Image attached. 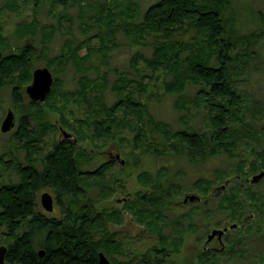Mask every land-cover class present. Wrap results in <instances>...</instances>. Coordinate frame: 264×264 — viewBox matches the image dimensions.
Instances as JSON below:
<instances>
[{
    "label": "trees",
    "instance_id": "obj_1",
    "mask_svg": "<svg viewBox=\"0 0 264 264\" xmlns=\"http://www.w3.org/2000/svg\"><path fill=\"white\" fill-rule=\"evenodd\" d=\"M70 1L77 8V35L70 32V20L65 13L67 0H4L0 5V15L5 12L15 15L26 2L31 4L30 16L14 22L9 32L16 41L27 40L26 43H9L0 21V89L9 88L14 112L10 138L26 159L21 165L0 157V162L16 175L10 182L0 177L3 262L96 264L97 253L101 252L110 264H177L171 259L173 251L164 247L166 242L161 233L165 208L159 202H170L167 190L147 173L137 176L148 191L138 194L136 205L125 208L136 222L145 226V231L155 236L157 243L140 255L128 256L126 251L117 250L118 241L105 228L109 214L96 210L93 198L88 196L92 188L96 189L97 199L110 194L109 186L114 179L107 180L105 173L114 165L113 159L102 161L90 170L84 169L95 155L91 157L78 143L85 138L104 141L112 133L120 134L123 141L129 132L132 144L144 145L142 150L159 154L157 145L161 144L176 154L183 153L191 164H203L209 156L219 153L231 159L238 152L243 157H238L227 173L234 171L250 183L252 175L264 171V95L244 88L255 78H259L255 83L264 81L260 69L264 60V19L260 14L256 26L241 33L234 25L228 0H150L142 11L135 2L125 0ZM42 4L54 19L53 25L39 23L36 12ZM92 7L95 8L91 13ZM117 32L125 38L124 47H147L149 54L134 51L127 61L135 78L115 69L116 77L108 83L106 58L119 47ZM55 34L66 37L57 52L47 56V46ZM93 40L96 46L92 45ZM94 54L101 57L104 69L92 65ZM34 61H43L52 75V83L43 101H24L22 89L30 81ZM67 68L75 80L71 90L58 77ZM158 77L162 94L174 96L173 110L183 112L178 117L180 127L173 131L148 111L150 94L146 93L143 80ZM187 85L194 90L191 95L183 92ZM105 91L112 96L110 103L104 100ZM68 102L84 104L85 117L74 118L71 110L67 111L68 116L63 114ZM194 108L204 111L205 132L188 124L187 118L194 114L191 111ZM46 111H55L56 123L45 118ZM62 129L70 136L56 138ZM31 160L39 161L40 166L31 164ZM116 166L121 169L130 165L124 162ZM203 183L208 186L210 182L199 179L194 185L205 193L207 188L200 187ZM43 188L52 193L57 216L37 209L35 193ZM233 199V189L216 196V208L224 210L233 206ZM191 202H200V198ZM233 209L229 215L241 223L240 210L235 215ZM117 212H111L110 217L117 219ZM225 242L226 248L219 241L220 250L231 254V246L237 240L225 237ZM220 250L202 246L195 257L196 264H214ZM113 255L118 256L114 259Z\"/></svg>",
    "mask_w": 264,
    "mask_h": 264
},
{
    "label": "rangeland",
    "instance_id": "obj_2",
    "mask_svg": "<svg viewBox=\"0 0 264 264\" xmlns=\"http://www.w3.org/2000/svg\"><path fill=\"white\" fill-rule=\"evenodd\" d=\"M3 1L4 0H0V5ZM125 1L135 2L142 11L150 0ZM227 5L233 13L234 25L241 33L253 29L260 21V14L264 19V0H228ZM30 7L31 4L26 2L17 14L14 15L5 12L0 15L4 33H8L6 35L8 36L9 43L22 45L27 42V40L21 42L16 41L9 32L14 22L26 19V17L28 18L30 16ZM56 8L59 9L60 6ZM93 8L95 7H92L91 13L93 12ZM46 10L47 7L42 4L36 12V17L39 23L53 25L54 19L50 17ZM65 13L70 20V32L77 35V26L79 24L76 16L77 8L75 5H72L70 0H67ZM62 25H65V23L63 22ZM64 37L66 36L55 34L47 46V56L57 52ZM186 37L187 35L184 36V38ZM125 42V38L122 34L117 32L116 43L119 44V47L110 51L106 58V63L108 65V83H111L116 77L115 69L117 71H125L128 77L135 78L134 73L127 65V61L134 51H138L145 56L149 54V48L137 46L129 49L124 47ZM92 43H94L92 45H97L95 40H93ZM36 49L38 50L39 48L36 47ZM81 53H83V50L80 51V54ZM262 58L264 59V46ZM91 60L93 66L97 64L98 69L102 70L105 68L98 54H94ZM262 61L263 64L260 63L262 65H260V69H262L261 73L264 74V60ZM33 66H43V61H34ZM137 67H140V64H138ZM144 73H146V70ZM91 74H94L93 70ZM58 77L63 81L66 89L71 90L75 87L74 76L70 72V68L59 73ZM159 77L157 80H143L144 83H146V93L150 94L148 111L155 119L166 122L173 131L180 127L181 124L178 117L182 115L183 112L173 110L172 101L174 96L172 94H162L161 79ZM256 79L259 78H255L254 80ZM254 80L250 81L244 89L249 92L264 95V81L262 83H255ZM183 92L187 95H191L194 93V90L187 85ZM22 94L23 100L27 101V96L24 93ZM103 95L107 103L112 101V96L108 91H105ZM7 109L12 111L9 88L4 86L0 89V122ZM83 109H85V106L82 103H80L79 106L72 104V102H68L63 110V114L68 116L67 111L71 110L73 113L72 117L83 119L85 117ZM191 111H193L194 114L187 118L189 126L198 131L205 132L206 129L203 119L204 111L202 108H194V110ZM45 118L50 123H56L57 115L55 111H46ZM13 129L14 126L5 132L0 131V157L3 161L13 159L17 163L23 165L26 162L24 152L19 148H15L10 138ZM62 130L69 133L66 129ZM85 132L88 134L87 129ZM128 133L129 132L125 133V140L123 141L120 138V134L112 133L111 137L104 141L85 138L78 143L86 153L91 155V157L95 155L90 162L85 164L84 169L90 170L102 161H106L109 158L113 159L112 162L114 165L105 173L107 180L110 178L114 179L109 186V189H111L110 194L104 198L97 199L96 189L92 188L89 190L88 196L93 198V206L96 210L102 209L109 214L108 218L105 220V228L112 233L116 241H118L119 247L117 250L119 249L121 252L126 251L128 256L140 255L152 244L157 243L155 236L145 231V226L142 225L141 222H136V218H134L133 214L125 208V206L129 204L136 205L138 194L142 195L148 191L143 180L141 179L142 181L139 182L137 178L141 172H144L160 183V187L167 190L171 196L169 203L162 200L159 204L165 208L163 212L164 226L161 229V233L166 242L164 247L173 251L171 259L175 261V263L196 264L195 257L202 246H208L211 249H217L219 251L220 249L222 250L219 241H221L222 247L226 248L224 238L234 237L237 242L232 244L231 254L227 251L224 253L220 250V253L216 254L217 259L214 264H264V178H259L256 182L248 183L244 181V177L238 176L234 171L227 173L229 167L237 161L238 157H243V154L237 152V155L230 159L227 158L224 153H219L209 156L203 164H191L186 161L183 153L176 154L174 151L168 150V147L158 143V151L161 153L156 154L144 151L142 150L144 145L140 147V145L135 146L132 144L130 140L131 135ZM61 135V131H58L55 137L59 138ZM244 152L246 151L244 150ZM116 153L119 155V159H122L121 164L127 162L130 166H124L121 169L118 168L116 166L118 161L114 158ZM247 157L250 158L249 156ZM30 163L36 167L40 166L39 161L31 160ZM15 176L11 168L5 167V164L0 162V177L2 180L7 182L14 181ZM248 178L249 176H247V179ZM199 179H205L210 182L208 186H206V183L200 185L201 188H207L205 193L201 192L200 189L194 185L195 181ZM230 189H233L234 194L233 206L223 208L224 210L216 208V196L229 192ZM43 191L48 192L52 196L48 188L36 191L35 201L37 209L46 215L57 216L58 209L53 202V197L52 211L47 212L41 207L39 196ZM212 193H215L216 196L209 197L208 195ZM190 194L197 195L200 198V202H183V198ZM203 199H206V203H201ZM145 206L150 205L146 204ZM235 206L239 207L235 209ZM233 207L235 215H237L236 211L240 210L239 212H241V216L243 217L241 223H238L229 215ZM113 211H118V220L113 216L110 217ZM247 217H252V219L248 220ZM232 224H235L236 228H228ZM254 224L256 225L254 226ZM222 227L228 228L225 231V237H222V235L219 241L212 237L209 242L205 243L206 236L212 229H221ZM175 244L178 245L177 248H174ZM113 256L115 259L118 255ZM119 258L121 259V257ZM108 261L110 260L108 259ZM3 264H5V262H3Z\"/></svg>",
    "mask_w": 264,
    "mask_h": 264
},
{
    "label": "water",
    "instance_id": "obj_3",
    "mask_svg": "<svg viewBox=\"0 0 264 264\" xmlns=\"http://www.w3.org/2000/svg\"><path fill=\"white\" fill-rule=\"evenodd\" d=\"M51 83L52 75L45 66L34 67L31 70L29 83L23 88V93L27 96L28 99L32 101H43L50 90ZM13 120L14 116L12 111L10 109H7L2 121L0 122V131L5 132L9 130L13 126ZM61 134L64 137L70 136L69 133L65 132L64 130H61ZM114 158L118 161L119 164L122 163V159H119V155L117 153L115 154ZM261 176H264V171H260L259 173L252 175L249 178V182H256ZM198 199L199 197L197 195L190 194L186 195L183 198V202L197 201ZM39 203L45 211L50 212L52 210V197L48 192L43 191L40 193ZM225 229L226 227H222L221 229H212L206 236V242H209L212 237H215L217 240H219ZM4 251L5 247L3 245H0V264H3ZM39 255H41V251H39ZM96 264H110V262L101 252H98Z\"/></svg>",
    "mask_w": 264,
    "mask_h": 264
},
{
    "label": "flooded vegetation",
    "instance_id": "obj_4",
    "mask_svg": "<svg viewBox=\"0 0 264 264\" xmlns=\"http://www.w3.org/2000/svg\"><path fill=\"white\" fill-rule=\"evenodd\" d=\"M13 122H14V120H13ZM13 126H14V123H13ZM13 126H12V127H13ZM12 127H11V128H12ZM11 128H10V129H11ZM10 129H9V130H10ZM214 238H215V237H214ZM215 239H216V238H215ZM205 243H207V242H205Z\"/></svg>",
    "mask_w": 264,
    "mask_h": 264
}]
</instances>
